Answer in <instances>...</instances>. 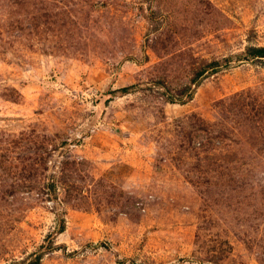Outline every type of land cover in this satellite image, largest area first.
I'll return each mask as SVG.
<instances>
[{"label":"rangeland","instance_id":"374dc122","mask_svg":"<svg viewBox=\"0 0 264 264\" xmlns=\"http://www.w3.org/2000/svg\"><path fill=\"white\" fill-rule=\"evenodd\" d=\"M248 48L264 0H0V264H264Z\"/></svg>","mask_w":264,"mask_h":264},{"label":"trees","instance_id":"16d2710c","mask_svg":"<svg viewBox=\"0 0 264 264\" xmlns=\"http://www.w3.org/2000/svg\"><path fill=\"white\" fill-rule=\"evenodd\" d=\"M246 56L247 57H251V58H264V48H248L246 51ZM224 62H229L228 60H224ZM219 66L220 63L218 61H211L210 63L206 64V65H202L200 67H198L197 71L195 72L194 78L192 79L191 82H195L194 85H198L200 80H198L199 78L203 77H207L208 75H214L218 72L219 70ZM187 90V93H183L181 95H179L178 98H174V96H170L168 99L171 100V102H179V103H184V100H182L181 96H185L186 99H191L192 93H191V88L190 87H186L185 88V92ZM34 264V263H33Z\"/></svg>","mask_w":264,"mask_h":264}]
</instances>
